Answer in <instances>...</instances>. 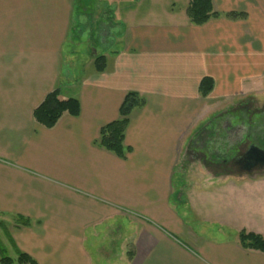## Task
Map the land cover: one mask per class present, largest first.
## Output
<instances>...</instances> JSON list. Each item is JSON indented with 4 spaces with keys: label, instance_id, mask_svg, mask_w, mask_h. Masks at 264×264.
Segmentation results:
<instances>
[{
    "label": "crops",
    "instance_id": "crops-1",
    "mask_svg": "<svg viewBox=\"0 0 264 264\" xmlns=\"http://www.w3.org/2000/svg\"><path fill=\"white\" fill-rule=\"evenodd\" d=\"M190 1L83 0L91 28L112 35L78 60L77 0H0V225L13 258L16 246L38 264H264L239 239L264 237V166L240 162L241 107L264 104V0H213L222 16L203 25ZM56 87L81 111L47 128L34 109ZM131 91L146 103L123 159L97 141ZM217 200L222 217L198 215Z\"/></svg>",
    "mask_w": 264,
    "mask_h": 264
},
{
    "label": "trees",
    "instance_id": "trees-1",
    "mask_svg": "<svg viewBox=\"0 0 264 264\" xmlns=\"http://www.w3.org/2000/svg\"><path fill=\"white\" fill-rule=\"evenodd\" d=\"M187 15L190 21L195 25H203L211 18L221 17L213 6V0H191L187 8ZM229 18H244L243 13L231 12L225 14ZM106 64V57L103 55L95 59V65L98 71H102ZM214 87V81L210 77L202 79L200 92L207 96ZM146 100L137 92H128L120 108L119 117L113 122L108 123L101 129V135L97 143L105 149L115 153L117 156L125 159L127 153L131 150L125 145V133L129 126L130 118L133 112L145 105ZM81 105L76 97H63L60 87L50 91L43 101L34 109L35 120L47 128H53L64 114L77 116L80 114ZM264 148V140L260 143ZM28 225L27 220L24 221ZM6 235L8 230L3 226ZM241 244L245 248L264 251V237L254 232L241 231L239 234ZM17 259L13 258L0 238V264H38L37 261L28 253L21 251L15 246Z\"/></svg>",
    "mask_w": 264,
    "mask_h": 264
},
{
    "label": "rangeland",
    "instance_id": "rangeland-1",
    "mask_svg": "<svg viewBox=\"0 0 264 264\" xmlns=\"http://www.w3.org/2000/svg\"><path fill=\"white\" fill-rule=\"evenodd\" d=\"M76 7H77V13H78V9H81L83 7L86 8V10H85L86 13L84 14L85 16H81L82 19L80 18L82 23H81V25L78 26L79 27L78 31H77V29L75 30L76 32L74 34L75 48H76L77 44H79L80 42L81 43L84 42L82 44L83 46L81 45V49L75 50V52L77 53L76 58L79 60L82 57L87 58L89 56H92L90 53L91 49H90L89 42L91 43L92 47H94V48L100 47V41L101 42L104 41L106 43L109 42V37H111V35H112L111 33H109L112 24L104 25L102 23L103 21H101L99 23H96L94 28L92 29L91 28V19L89 17L90 12L92 10L91 6L85 7L83 0H77ZM102 11H103L102 7L101 8L99 7L97 9V13H98L97 16L102 15V13H101ZM108 15H110V14H107L105 16V18H104L105 21L108 20V17H107ZM103 34H106L107 36H104V38H103ZM85 67L88 68L89 65L86 64ZM65 95H66V93H65ZM234 108L236 109V106ZM241 108L243 109L245 119L252 122L251 127H255V128L258 127V130L256 133L261 140L262 139L264 140V104L262 105V103L260 101L256 102V100L254 98H250L249 101L247 102V104ZM236 113H238V112H236ZM260 113H263V114L258 116ZM258 123H259V126H258ZM251 127H250V129H251ZM252 131H255V129H252ZM190 192H193V190ZM219 202L220 201L217 200L215 202H211V203L207 204V209H210L211 213L214 216H209L208 212L205 211L206 209L203 210L202 208L197 209L198 215H200V217H202V218L208 217L210 219H219L220 217H222L224 215V209L219 208L220 207V204H218ZM0 220H2L1 215H0ZM4 231L5 230L0 225V238L4 244L8 245L6 234L4 233ZM9 254H10V252H9ZM11 256L14 257V255H12V254H11ZM111 259L114 260L115 257H112ZM94 260L95 261H101L102 263L103 262L105 263L108 260V258L107 257H101V258L94 257Z\"/></svg>",
    "mask_w": 264,
    "mask_h": 264
},
{
    "label": "flooded vegetation",
    "instance_id": "flooded-vegetation-1",
    "mask_svg": "<svg viewBox=\"0 0 264 264\" xmlns=\"http://www.w3.org/2000/svg\"><path fill=\"white\" fill-rule=\"evenodd\" d=\"M263 113H260L258 116H260V115H262ZM249 121V120H248ZM251 123L252 122H250L249 121V124H250V126H251ZM256 123V122H255ZM257 124V123H256ZM259 124V123H258ZM252 129H255V128H253V127H251V129H250V132H251V134H250V138H251V142H250V144H249V148L247 149V151H246V153H245V155L241 158V160H240V162L244 165V167L246 166V167H253V166H255V165H261V164H263V161L262 160H259V159H257L256 157H255V155L253 156V157H251L250 158V148L252 147V146H258V147H260V148H262L261 147V145H260V143H261V141L263 140H261L260 138H259V136L257 135V128L255 129V131H252ZM262 149H264V148H262Z\"/></svg>",
    "mask_w": 264,
    "mask_h": 264
},
{
    "label": "water",
    "instance_id": "water-1",
    "mask_svg": "<svg viewBox=\"0 0 264 264\" xmlns=\"http://www.w3.org/2000/svg\"><path fill=\"white\" fill-rule=\"evenodd\" d=\"M255 155V157L259 160L263 161V164H261L262 166H264V149L258 147V146H252L250 148V158L253 157ZM245 168L247 170H250L251 167H246Z\"/></svg>",
    "mask_w": 264,
    "mask_h": 264
}]
</instances>
